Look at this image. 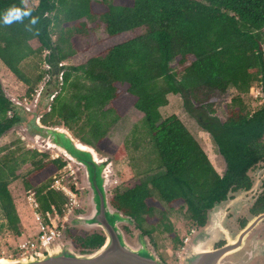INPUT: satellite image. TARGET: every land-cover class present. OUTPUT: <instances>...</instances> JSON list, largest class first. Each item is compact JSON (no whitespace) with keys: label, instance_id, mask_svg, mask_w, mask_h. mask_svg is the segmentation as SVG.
<instances>
[{"label":"trees","instance_id":"obj_1","mask_svg":"<svg viewBox=\"0 0 264 264\" xmlns=\"http://www.w3.org/2000/svg\"><path fill=\"white\" fill-rule=\"evenodd\" d=\"M35 1L28 8L22 0H0V62L26 86L28 97L45 72L30 77L21 63L34 58L41 61L46 52L42 63L46 70L60 73L61 88L41 123L55 117L52 125L76 133L79 142L92 148L105 141L108 129L126 111L128 101L132 102L131 107L142 116L156 171L114 191L109 202L141 234L149 235L151 229L143 230L142 223L154 208L162 210L161 202L169 208L182 206L185 218L201 227L215 203L248 185L247 170L264 157V104L248 113L239 96L233 97L220 121L213 116V101L229 87L240 95L248 93L253 84L264 95V0ZM13 6L31 10L38 22L33 25L31 17H25L23 22L5 25L3 15ZM98 24L107 38L141 32L79 65H58L75 54L70 34L84 35ZM57 27L59 35L53 44L51 32ZM63 30L66 39L61 36ZM169 94L180 96L184 111L210 136L225 164L221 176L176 115L161 118L159 108L167 105ZM18 120L0 87V136ZM46 158V153L25 150L19 160L10 156L0 161V215L16 237L20 235L19 219L7 186L17 178L18 164L29 162L36 177L47 167L56 172L64 165L60 158L43 161ZM22 186L32 190L41 215L51 206L61 215L63 197L50 189L48 181L34 187L25 179ZM163 230L175 241L168 224H163ZM102 240L96 232L75 239L83 249L96 248Z\"/></svg>","mask_w":264,"mask_h":264},{"label":"rangeland","instance_id":"obj_2","mask_svg":"<svg viewBox=\"0 0 264 264\" xmlns=\"http://www.w3.org/2000/svg\"><path fill=\"white\" fill-rule=\"evenodd\" d=\"M24 5L28 8H33L36 5V1L26 0ZM140 32L141 30H136L133 32L123 33L114 38H107L102 26L98 24L94 28L87 29L84 35L78 36L72 33L70 34L69 41L72 48L75 50V54L67 60L60 62L58 65H61L63 68L79 65L87 58L103 52V50L112 45L132 38ZM58 35L59 29L57 27L51 32V41L53 44L57 41ZM61 36L66 39L67 32L63 30ZM64 46L67 48V45ZM262 49L264 51V43L262 44ZM45 53L46 52H43L41 54L39 58L41 61L34 58L26 59L21 63V69L30 77H34V75L40 72H45L44 75L42 74L43 79L41 82L33 87V93L28 97L25 96L26 86L9 74V72L0 63L1 90L3 91V94L12 102L13 111L17 114L19 119L18 122L11 127V129L0 136V161L4 157L5 159H8L10 156L17 157L19 160L20 155L24 153L25 150H33L38 153H46L48 158L43 160L45 162L60 158L64 163L62 167H65L68 164L70 169L73 170V175L70 177L67 176V172H61L62 168L55 172L51 167H47L43 174L36 177V175L32 176L31 174L32 167L29 162L18 164L15 170L17 178L15 180H10L7 186L19 219L18 227L20 235L18 237L14 236L6 228L5 222L0 215V257L7 259L18 257L13 250L16 242L18 240L22 241L24 239H31L37 229L27 201V193L32 192V190L25 191L22 186V182L25 179L29 180L31 185L36 187L44 181H48L51 185L54 177L58 178L62 176L63 185L69 187L71 192L75 194V204L67 206L66 209L61 207L63 211H61V215L58 216V219L55 220V225H57L58 228L59 226L63 227V229H61L62 239L60 241H69L75 251L82 252L83 250H81L76 244V237H83L86 234L96 232L94 230H82L68 227L72 216L80 213L81 210L84 209L83 201L86 192L81 187L80 171L74 164L60 156L53 149L45 147L42 142L32 140L26 134L25 127L31 120L32 113L25 111V108L31 111L33 109L36 115H40L39 123L42 125L43 123H41V118L49 111V104L51 101L50 97L59 93L61 88V81L59 77L60 73L57 75V73L52 72V69L46 70V65L42 63ZM175 65V62L171 63V67H175ZM66 92L67 89L65 88L62 94ZM236 96H239L244 111L248 113H252L264 104V95L260 92L259 85L257 84H253L248 93L240 95L233 88L229 87L223 95L218 96L213 101V116L220 121H223L226 117L225 106H228L231 98ZM36 99V106L35 108H32L34 100ZM166 99L167 105L159 108L161 118L171 114L176 115L198 143L214 171L221 176L223 171V161L218 155L216 146L212 142L210 136L201 131L196 121L184 111L179 95L169 94L166 96ZM131 103V101H128V108L126 111L122 114L118 121L108 129L105 135V141L103 143L99 142L96 147L93 148L96 156L105 160L104 164L109 163L107 168L108 183L106 186L108 201L114 191L124 190L128 186L140 180L145 174H151L156 171V159L152 147L144 134L145 130L141 123L142 116L133 107H131ZM8 115H10V113H8ZM52 121H55V117L50 118L48 123L45 125L57 126L52 125ZM58 126L63 127L62 125ZM69 133L73 138L78 140L75 135L76 133L74 134L70 131ZM25 158H29V155H25ZM38 159L39 157H36L33 160L35 161ZM62 182L60 183L61 185ZM233 200H240V197H235ZM160 206L162 210L154 208L152 216L144 218L145 222L142 223V229H151V231L148 236L142 237L158 259L160 257L167 264H176L175 254L180 251V248H183L184 250L187 247L193 237L192 231L196 229V226H193L185 218L182 206L178 207V205H174L169 208L162 202L160 203ZM21 212L25 214L26 221L22 220ZM161 213L164 214L163 217ZM222 215L224 216V213L221 214V218ZM217 218L215 220H217ZM27 219L30 220L28 225L26 224ZM164 223L171 227L176 238L175 241L171 240L172 237L163 230ZM133 225L134 224L133 222L131 223V221L129 225H120L121 230L126 235L127 240L131 245L135 244V241L139 236V231L134 229ZM212 239L213 237L200 240V247L203 249L209 247Z\"/></svg>","mask_w":264,"mask_h":264},{"label":"water","instance_id":"obj_3","mask_svg":"<svg viewBox=\"0 0 264 264\" xmlns=\"http://www.w3.org/2000/svg\"><path fill=\"white\" fill-rule=\"evenodd\" d=\"M36 101L37 99L32 108H35ZM25 111L32 113V118L25 127L26 134L32 140L53 149L80 171L81 187L86 192L84 209L72 216L68 227L94 230L103 240L100 246L83 249L82 252L75 251L69 241H57L43 252L13 259L0 257V264H163L140 233L135 244L131 245L121 230V224L129 225L133 221L114 209L107 199L109 163L104 164L105 160L98 157L95 159L93 148L73 138L66 128L41 125L40 115H36L33 109L31 111L25 108ZM225 206L226 201L216 203L207 213L206 224L193 235L183 251L185 264L228 263L226 258L234 250V243L216 250L209 249L217 238L226 234L224 217H220ZM212 237L209 247H200V240Z\"/></svg>","mask_w":264,"mask_h":264},{"label":"flooded vegetation","instance_id":"obj_4","mask_svg":"<svg viewBox=\"0 0 264 264\" xmlns=\"http://www.w3.org/2000/svg\"><path fill=\"white\" fill-rule=\"evenodd\" d=\"M224 170L223 162L222 174ZM246 175L247 186L229 192L224 199L217 202L226 201L223 216L226 234L217 238L209 249L216 250L234 243L236 246L227 256V264H264V157L258 159L255 165L247 170ZM235 197H240V200H233ZM206 220L207 214L205 222ZM201 227L196 226L192 231L193 235ZM183 251V248H180L175 254L176 264H185ZM159 259L163 264H167L160 257Z\"/></svg>","mask_w":264,"mask_h":264},{"label":"built area","instance_id":"obj_5","mask_svg":"<svg viewBox=\"0 0 264 264\" xmlns=\"http://www.w3.org/2000/svg\"><path fill=\"white\" fill-rule=\"evenodd\" d=\"M63 173L67 172V176L73 175V170L70 169L68 164L62 167ZM62 182V176L56 178L49 186L50 189L59 192L63 197L62 208L66 209L67 206L75 204V194L71 192V189L66 185L60 184ZM27 201L31 209L33 221L36 223V232L31 239L18 240L14 247V252L18 257H25L36 252H43L53 243L62 239L61 229L62 226L55 225V220L58 219L59 213L52 206L50 210L41 215L38 212V205L35 201L33 192L27 193ZM60 211H63L61 209ZM186 241V240H185Z\"/></svg>","mask_w":264,"mask_h":264},{"label":"clouds","instance_id":"obj_6","mask_svg":"<svg viewBox=\"0 0 264 264\" xmlns=\"http://www.w3.org/2000/svg\"><path fill=\"white\" fill-rule=\"evenodd\" d=\"M22 2H26V0H22ZM25 17H31L30 23L33 25L38 22V17L31 16V10H22L16 6L9 8L4 13L3 22L5 25H11L13 22H23Z\"/></svg>","mask_w":264,"mask_h":264},{"label":"crops","instance_id":"obj_7","mask_svg":"<svg viewBox=\"0 0 264 264\" xmlns=\"http://www.w3.org/2000/svg\"><path fill=\"white\" fill-rule=\"evenodd\" d=\"M0 63H1V62H0ZM2 66H3V65H2ZM3 67H4V66H3ZM4 68H5V67H4ZM5 69H6V68H5ZM9 74H10V73H9ZM11 75H12V74H11ZM21 218H22V220H23V221H26V216H25V214H24V213H22V212H21ZM29 222H30V220H29V219H27V223H26V224L28 225V224H29ZM27 227H28V226H27Z\"/></svg>","mask_w":264,"mask_h":264},{"label":"bare ground","instance_id":"obj_8","mask_svg":"<svg viewBox=\"0 0 264 264\" xmlns=\"http://www.w3.org/2000/svg\"><path fill=\"white\" fill-rule=\"evenodd\" d=\"M95 159H98L97 156H96V154H95ZM0 262H1V260H0Z\"/></svg>","mask_w":264,"mask_h":264}]
</instances>
